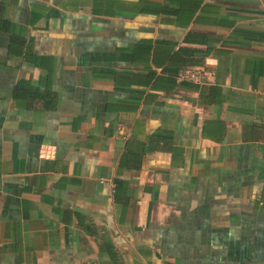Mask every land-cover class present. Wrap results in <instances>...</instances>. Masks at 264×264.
<instances>
[{
    "label": "crops",
    "instance_id": "crops-1",
    "mask_svg": "<svg viewBox=\"0 0 264 264\" xmlns=\"http://www.w3.org/2000/svg\"><path fill=\"white\" fill-rule=\"evenodd\" d=\"M0 264H264V0H0Z\"/></svg>",
    "mask_w": 264,
    "mask_h": 264
},
{
    "label": "built area",
    "instance_id": "built-area-1",
    "mask_svg": "<svg viewBox=\"0 0 264 264\" xmlns=\"http://www.w3.org/2000/svg\"><path fill=\"white\" fill-rule=\"evenodd\" d=\"M175 78L180 82L185 81L201 84L203 82V72L195 68H183L176 72Z\"/></svg>",
    "mask_w": 264,
    "mask_h": 264
}]
</instances>
